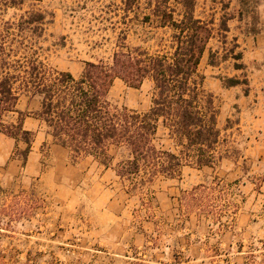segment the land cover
Masks as SVG:
<instances>
[{
    "label": "rangeland",
    "instance_id": "374dc122",
    "mask_svg": "<svg viewBox=\"0 0 264 264\" xmlns=\"http://www.w3.org/2000/svg\"><path fill=\"white\" fill-rule=\"evenodd\" d=\"M157 1L180 11L175 0ZM155 5L43 0L38 8L52 13L53 23L38 44L39 59L78 77L86 62L111 65L122 47L169 53L171 31L158 27ZM195 16L214 20V38L198 73L218 111L220 159L210 167L186 165L174 179L131 190L117 176L102 178L104 169L91 158L74 163L66 151L60 159L50 150V138L41 144L45 128H39V161L18 173L0 168V264H144L132 259L133 252L118 257L124 256L121 249H151L152 259L155 249H189L170 262L146 264H264V55L255 56L253 45L256 35H264V0H197ZM222 16L229 29L224 43ZM231 49L242 53L241 61L233 60ZM211 53L216 66L209 64ZM239 64L242 70L234 67ZM222 78L242 84L224 88ZM151 92L148 81L134 89L116 79L109 98L116 107L142 113L151 105ZM35 102L32 113L40 108ZM15 118L11 114L5 123ZM158 136L169 147L161 131ZM18 144L13 153L21 159L26 145Z\"/></svg>",
    "mask_w": 264,
    "mask_h": 264
},
{
    "label": "trees",
    "instance_id": "16d2710c",
    "mask_svg": "<svg viewBox=\"0 0 264 264\" xmlns=\"http://www.w3.org/2000/svg\"><path fill=\"white\" fill-rule=\"evenodd\" d=\"M42 1L0 0V133L26 145L20 153L23 164L35 137L23 127L26 117L37 119L52 143L65 149L74 163L91 158L103 169L113 170L131 190L158 178L174 179L186 165L210 167L220 159L218 111L198 73L214 38V20L195 16L197 0H175L178 13L167 1H162V8L161 2L147 0L156 4L152 15L158 27L171 31L169 53L149 55L122 47L114 53L111 65L86 62L78 77L48 68L39 59L38 44L53 23V14L38 8ZM122 1L125 5L136 2ZM227 21L222 16L218 26L223 43L229 31ZM27 50L32 54L28 56ZM230 52L233 60H242L241 52ZM215 58L209 55L211 66H216ZM234 67L244 68L242 64ZM116 79L134 89L150 82L149 109L141 113L116 107L109 98ZM220 80L224 88L242 84L236 78ZM243 83L247 85V80ZM21 96L38 100L39 110L18 111ZM11 114L16 115L15 121L5 123ZM160 131L170 142L167 148L158 136Z\"/></svg>",
    "mask_w": 264,
    "mask_h": 264
},
{
    "label": "crops",
    "instance_id": "0c3cea01",
    "mask_svg": "<svg viewBox=\"0 0 264 264\" xmlns=\"http://www.w3.org/2000/svg\"><path fill=\"white\" fill-rule=\"evenodd\" d=\"M253 45L256 49L255 56H263L264 55V35L258 34L254 37L253 39ZM261 73V78L264 81V66L262 68ZM22 97H19L17 103H16V109L20 112H30V107L32 103L36 104L35 99H30L28 97H24V100L21 99ZM39 108H36L35 111H38ZM23 127L25 130L28 131H33L34 133L37 134V130L40 128V122L37 119H34L32 117H26L24 119ZM37 135L34 137V141L32 142L31 146V151L29 152L25 164H23L22 160L14 157L13 152L14 149L17 146H19L16 141L10 137L5 136L4 134L0 133V168L3 169L4 172L6 173H18L20 170L23 168H30L32 167L36 162L39 161L40 159V152H39V145L44 142V140L47 141L48 137L46 134L44 138L41 140V144L37 145V140H36ZM51 141V139H50ZM50 146V150L52 152H56L58 156H60V159H64L66 157V150L63 149L62 147L52 143H48ZM113 176H116L115 172L111 169H104L102 173V178H111ZM101 178V179H102ZM124 222L121 221V224ZM179 252L185 253V251L189 249H178ZM123 251L124 256H118L122 257L125 259H128L129 257H126V255L131 254L133 252V260H136L141 263H150L151 261L157 262L162 261V262H170V258L173 256V254H179V252L173 251L172 249H155L154 251L157 252L155 253L156 258L152 259V250L151 249H121ZM114 253H118L117 251H114ZM182 253V254H183ZM162 262H158L159 264H163ZM154 263V262H151ZM157 264V263H156ZM174 264H177L176 260ZM185 264H192L191 262H187Z\"/></svg>",
    "mask_w": 264,
    "mask_h": 264
}]
</instances>
